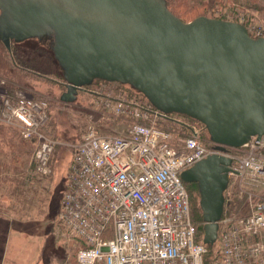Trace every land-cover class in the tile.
<instances>
[{
  "label": "built area",
  "instance_id": "1",
  "mask_svg": "<svg viewBox=\"0 0 264 264\" xmlns=\"http://www.w3.org/2000/svg\"><path fill=\"white\" fill-rule=\"evenodd\" d=\"M119 88L98 91V104L128 120L121 132L92 125L77 141L61 142L72 161L57 223L80 244L77 264H264V135L220 152L232 158L230 182L247 194L249 208L223 212L208 262L209 245L194 219L193 182L181 174L219 152L216 144L200 121L157 108L133 87ZM47 102L0 92V123L20 126L25 139L36 140L38 174L52 172L59 144L44 131Z\"/></svg>",
  "mask_w": 264,
  "mask_h": 264
},
{
  "label": "water",
  "instance_id": "2",
  "mask_svg": "<svg viewBox=\"0 0 264 264\" xmlns=\"http://www.w3.org/2000/svg\"><path fill=\"white\" fill-rule=\"evenodd\" d=\"M50 37L66 90L95 79L142 92L157 108L202 122L219 152L182 172L195 182L203 241L214 245L232 158L220 152L264 135V35L236 20L198 15L185 21L168 0H0V38Z\"/></svg>",
  "mask_w": 264,
  "mask_h": 264
},
{
  "label": "rangeland",
  "instance_id": "3",
  "mask_svg": "<svg viewBox=\"0 0 264 264\" xmlns=\"http://www.w3.org/2000/svg\"><path fill=\"white\" fill-rule=\"evenodd\" d=\"M230 6L231 4H227L219 7L220 13L211 16L227 14L230 17L228 19H232L231 16L239 15V21L248 24L253 35H264V11H246ZM231 11L237 14L231 15ZM50 43V37H34L12 41L8 48L0 38V80H5L0 86V92L9 96L24 94L47 100L50 116L45 130L59 142L51 158L52 172L38 174L35 172L36 140L25 139L20 126L18 128L0 123V137L12 140L7 144L4 141L0 143V150H4V155L0 156V264H77L80 244L63 232L57 223V213L72 161V151L61 142L77 141L92 125L105 133H113L121 132L128 124L123 116L105 110L98 104V91H120L119 87L129 91L132 88L129 84L117 87L108 80L95 79L79 91L75 100L61 99L66 86L53 51H47L44 46ZM42 46L48 52L46 65L43 67L26 66L25 56H18L24 53L34 59L32 55L37 52L35 49ZM20 137L23 139L21 142ZM204 137H207L206 133ZM10 148L24 151L19 161L12 158ZM193 184L189 189L195 215L196 203L200 206V194L197 183ZM229 188L226 191V214L247 213V194L239 189L234 180L230 182Z\"/></svg>",
  "mask_w": 264,
  "mask_h": 264
},
{
  "label": "trees",
  "instance_id": "4",
  "mask_svg": "<svg viewBox=\"0 0 264 264\" xmlns=\"http://www.w3.org/2000/svg\"><path fill=\"white\" fill-rule=\"evenodd\" d=\"M227 4H231V6L241 8L242 10L245 9L246 11L249 9L250 10L256 9V10L264 11V0H168L169 8L175 14H177L179 17H181L185 21L191 20V19H193L196 16L201 15V14L208 15V16L217 15V13L218 14L220 13L218 11V8L222 7V6H227ZM192 14H193V16H191ZM230 14L236 15L237 13H235L234 11H231ZM220 17L221 18H227V19L230 18L229 16H227V14L220 15ZM231 17H232V19L237 20V21H239V19H240L239 15H237L236 17H234V16H231ZM248 20H249V18H248ZM246 25H248V24H246ZM44 46L47 47L46 48L47 51L52 52L51 43H50V45L44 44ZM44 46H42V48L35 49L37 52L32 55V57H34V59H31L28 54L26 55L24 53H20V55H18V56H25V65L26 66L35 65V66H38L39 68H40V66L43 67L44 65H46L47 56H48V52L44 51V50H46V49H44L45 48ZM61 78H63V77H61ZM44 131L47 132L46 130H44ZM3 141L7 144V142H10L12 140H10V139L5 140L2 137H0V143ZM13 141H15V140H13ZM21 141H23L22 138H21L20 142ZM23 154H24V151H19V149L17 151V148L15 149V151L13 149H11V153H10V155H12V158H16L18 161ZM2 155H4V150H0V156H2ZM191 185H194V184L192 183V184H190V186ZM227 204L228 203L226 201L224 211L227 208L226 207ZM195 208H196V212L194 215V219L196 222L199 223L200 232L203 234L204 222L202 219V211H201L200 206L197 203L195 205ZM213 255H214V247L212 245H209V254H208V259H207L208 262L211 261V259L213 258Z\"/></svg>",
  "mask_w": 264,
  "mask_h": 264
},
{
  "label": "flooded vegetation",
  "instance_id": "5",
  "mask_svg": "<svg viewBox=\"0 0 264 264\" xmlns=\"http://www.w3.org/2000/svg\"><path fill=\"white\" fill-rule=\"evenodd\" d=\"M46 37H48V36H46ZM86 86H83L82 88H80V89H78L77 90V95H78V93H79V91L81 90V89H84ZM67 89V88H66Z\"/></svg>",
  "mask_w": 264,
  "mask_h": 264
}]
</instances>
